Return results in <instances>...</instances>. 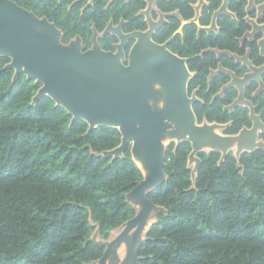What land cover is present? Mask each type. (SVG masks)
<instances>
[{
  "label": "trees",
  "instance_id": "trees-1",
  "mask_svg": "<svg viewBox=\"0 0 264 264\" xmlns=\"http://www.w3.org/2000/svg\"><path fill=\"white\" fill-rule=\"evenodd\" d=\"M13 1L31 8L27 0ZM104 1L99 0L100 7ZM209 2L210 10L220 4ZM244 3L233 0L229 5L241 22ZM165 4V9L178 7L184 19L192 16L188 4L172 0ZM208 16L201 24L208 23ZM217 23L219 36L195 38L196 25L190 26L183 31L189 48L174 49V40L169 48L189 57L187 66L194 75L188 93L198 87L197 95L204 101L193 104L197 121L222 123L233 118L225 132L236 134L242 125H250L248 114H223V102L217 99L209 105L208 67L215 59L210 53L198 54L208 45L236 50L234 36L248 27L236 29L226 15ZM55 24L64 31V43L74 33L85 37L81 24ZM177 26L178 21L170 18L154 39L164 41ZM253 57L256 63L263 62L256 46ZM8 61L0 56V264L89 263L104 250L89 240L95 229L89 216L105 236L130 219L134 209L125 195L142 174L131 158L130 145L122 157L96 155L120 143L117 128L98 126L86 134L87 123L77 119L70 124L71 115L48 96L31 104L39 84L23 73L12 81L13 70L3 68ZM261 118L264 121V114ZM190 151L187 141L171 142L166 148V178L147 194L166 213L158 214L140 244V264H264V150L243 152L239 166L232 152L221 163L219 152H199L194 187L187 167Z\"/></svg>",
  "mask_w": 264,
  "mask_h": 264
},
{
  "label": "water",
  "instance_id": "water-1",
  "mask_svg": "<svg viewBox=\"0 0 264 264\" xmlns=\"http://www.w3.org/2000/svg\"><path fill=\"white\" fill-rule=\"evenodd\" d=\"M227 1L214 11L213 26L216 17L227 12ZM201 3L199 0L196 9ZM159 24L150 22L146 32L138 33L139 41L127 57L123 47L128 35L123 33L118 34L114 52L102 49L95 35L92 46L83 51L78 36L63 43L62 32L47 18L37 17L11 0H0V56L9 58L3 68L13 70L12 81L20 73L32 78L39 87L31 104L48 96L71 115L70 124L84 120L86 134L98 126L117 128L120 143L96 155L122 157L130 145L131 158L142 174L125 195L135 209L134 215L112 229L106 240L97 238L100 225L89 216L95 226L89 240L104 248L102 255L89 264H140L138 248L157 221V213L163 210L147 194L166 178L165 151L169 143H190L187 167L193 164L190 179L194 187L199 152H219L221 163L231 148L239 145L232 150L239 166L242 153H251L259 146L255 142L243 146L250 143L245 133L252 132L255 137L258 127L264 131V124L252 109V128H242L236 134L218 131L227 124L197 121L192 108L195 96L187 92L192 73L185 58L170 52L166 42L152 40L153 29Z\"/></svg>",
  "mask_w": 264,
  "mask_h": 264
},
{
  "label": "flooded vegetation",
  "instance_id": "flooded-vegetation-1",
  "mask_svg": "<svg viewBox=\"0 0 264 264\" xmlns=\"http://www.w3.org/2000/svg\"><path fill=\"white\" fill-rule=\"evenodd\" d=\"M172 1L177 2L178 5L183 2L185 3V7L188 4L192 11V16L184 19L178 7L165 9L164 7L167 6L165 3H169V0H105L101 7L99 0H27V4L31 8L29 10L25 9L34 13L37 17L47 18L48 21L54 24L59 21H65L67 24H73L75 26L83 25L85 37L79 33H74L65 42L68 43L78 36L81 39L83 51L92 46V37L95 35L102 49L114 52L116 49L115 44L119 42L118 34H126L128 36L123 47L126 57L137 45L139 41L138 33L146 32L150 27V22H160L153 29L152 40L157 44L166 42V47L170 52L185 58L186 66L189 57L180 56L178 53L173 52L169 48L170 43L174 40L172 46L179 51L189 48L183 40V31L185 28L190 30L192 28L190 26L195 25V38H198L201 34L208 36V38L211 36H219L221 31L217 21L221 15H226L234 23L236 29L245 28V26L248 28L234 36L236 50L219 49L208 45L206 49H202L198 54L201 57L204 53H210L215 59V65L208 67L209 105L217 99L219 103L223 102L221 104L223 114H248L250 125L247 126L244 124L240 130L242 128H247L248 130L252 128L253 121L249 116L251 109L252 114H258L260 121L264 124L261 118V114H264V0H252L251 2L250 0H245V14L242 17V22L239 21L238 16L234 12L229 10V5L233 0H228L226 6L227 12L216 17L214 26L212 25V15L224 0H220L219 6L214 10H210L209 0H201L202 3L198 9H196V6L199 0ZM123 4L127 5L123 6ZM207 13L209 15L208 23L201 24L200 20H204ZM122 14L127 15L128 18H125ZM106 17L108 19H105ZM115 17H119L118 20H115ZM170 18L176 19L178 26L164 41H156L154 39L156 32L164 24L169 23ZM102 22L103 25L99 28L98 25ZM56 27L60 29L63 37L64 31L57 25ZM177 36L178 38L176 39ZM253 46L257 48V56L263 59V62L260 64L256 63L253 57ZM193 75L194 73H192L189 80ZM246 75H248V78ZM212 86L218 87V89L212 91ZM253 86L254 88L251 90ZM197 93H199L198 87L194 88L190 94L188 93L189 96L193 94L195 96L192 102V108L195 102H204ZM257 102L260 103L262 109ZM233 122L234 119L229 118L225 122L217 123L227 124L223 128V134H226L225 130L231 127ZM257 136L259 142H262L260 139H264V132H259ZM257 149L259 148L257 147Z\"/></svg>",
  "mask_w": 264,
  "mask_h": 264
},
{
  "label": "rangeland",
  "instance_id": "rangeland-1",
  "mask_svg": "<svg viewBox=\"0 0 264 264\" xmlns=\"http://www.w3.org/2000/svg\"><path fill=\"white\" fill-rule=\"evenodd\" d=\"M219 132L223 134V129H219ZM259 132H264V131L257 129V131H256L257 135H258ZM260 140H262L263 143H262V142H259V138H258V136H257V137H256V143L259 144V146L257 145V147H258L259 149H264V139H260ZM236 147H237V145L235 144V145L231 148V151H230V152H232V150H234ZM257 147H256V148H257ZM192 165H193V164H190V167H189L190 169L192 168ZM133 209H134V208H133ZM164 210H165V209L163 208L162 211H159V212L157 213L156 220H159V219H158V214H159V213H166V211L164 212ZM134 211H135V209H134ZM109 234H110V232L108 233V236H105L104 234H101L100 232H98V234H97V238L102 239V240H106V239L109 237ZM86 264H89V263H86Z\"/></svg>",
  "mask_w": 264,
  "mask_h": 264
},
{
  "label": "bare ground",
  "instance_id": "bare-ground-1",
  "mask_svg": "<svg viewBox=\"0 0 264 264\" xmlns=\"http://www.w3.org/2000/svg\"><path fill=\"white\" fill-rule=\"evenodd\" d=\"M257 129H259V130H262L261 129V127H258ZM257 131V130H256ZM256 137H257V133H256V136L254 137V134L252 133V132H246L245 133V136H244V138H246V140H248V141H250V143H244V144H242L243 146L244 145H248V144H251V143H253V142H255L256 143ZM240 145H241V143H240ZM239 145H237V147H238ZM257 147V146H256Z\"/></svg>",
  "mask_w": 264,
  "mask_h": 264
}]
</instances>
